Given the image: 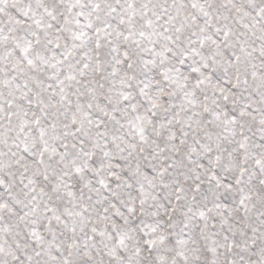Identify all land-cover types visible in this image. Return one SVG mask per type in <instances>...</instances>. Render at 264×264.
Segmentation results:
<instances>
[{"label": "snow or ice", "instance_id": "snow-or-ice-1", "mask_svg": "<svg viewBox=\"0 0 264 264\" xmlns=\"http://www.w3.org/2000/svg\"><path fill=\"white\" fill-rule=\"evenodd\" d=\"M0 264H264V0H0Z\"/></svg>", "mask_w": 264, "mask_h": 264}]
</instances>
